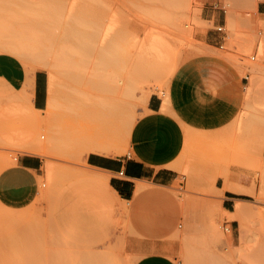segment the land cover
<instances>
[{
    "label": "rangeland",
    "instance_id": "rangeland-1",
    "mask_svg": "<svg viewBox=\"0 0 264 264\" xmlns=\"http://www.w3.org/2000/svg\"><path fill=\"white\" fill-rule=\"evenodd\" d=\"M24 1L26 2L23 4ZM27 1L29 2V5ZM60 1L62 3L67 1L66 5L64 3L63 5ZM68 1L69 0H58L56 2L55 0L53 2V0H47L46 3V0H0V241H3L0 242V248H3L2 254L0 251L2 256L0 257V264H2L3 261V264L6 262L8 264H24L27 260L19 263V260L17 259L18 255L15 254L16 252L19 254V259L23 256L21 258L23 260L26 258L24 256L31 254L30 251H33L32 253H42L44 251L43 253L45 254L46 252L48 255H52L56 252L57 254L60 253V255L63 254L62 256H65L66 262L62 259L63 261L61 260L62 262L59 264H83L87 261L84 263L86 264L91 262L94 254H97L98 256L103 254V264H130L126 263L127 261L125 260H129V262L131 260L132 262L135 260L134 263L131 264H183V249L188 248L189 251H195V253L200 252V250L202 252V250L207 249L202 241L204 233L206 234L205 226H207L206 224H210V222L213 223L214 221L217 226H221L219 229L222 236L218 245L216 247L210 246V250L220 254L229 264H249V262L244 261L241 257V254L245 251H261L264 255V184L261 182L260 168H257L259 156L253 148V141L250 140L251 135L246 138L247 134L244 130L245 121L250 114L264 120V81L258 84L255 87V92L249 95H247L245 89L249 84V80L245 77L247 73L245 68L246 66H249L250 61L260 63L264 66V49L257 46L258 43L256 40L259 35L258 32L263 29L256 23L254 25V13H246L237 9L234 11V26L232 28H229L226 25L221 26L224 34L226 33L229 37L225 40L222 52L244 66L242 72L239 73L242 79V84H240L236 89L229 90V92H223L222 95H228L229 98H233V95H237L239 93V96L243 100L242 106L238 111H235V114L232 113L231 109V118L228 116V119L223 120L217 117L214 113V108L208 106L207 109H209L210 112L206 113V119L184 128L181 148L177 152L178 159L181 163V167L179 168L181 172L180 178L171 186H158L149 183L148 187L151 194L140 199L136 206L126 204L128 210L124 212L108 207L110 205L106 204L107 202L105 199H102L103 193L106 192L105 188L95 187L94 185L88 184L81 179L80 181L75 174L72 175V173H70L73 170L74 173L78 171L99 172V170L86 165L84 155L82 153L76 155L77 152L75 151L78 150L79 146L76 148V145H73L75 143L74 140H76V135L79 136L82 131H85L82 127L85 126V124L88 125V122L82 119L85 115L83 114V112H85L83 111V108H88L87 110L91 109L90 111L97 113L95 110L97 111V108L99 110V107L96 108V106H98V102L101 97L105 98L106 94L108 99L111 98V100H114L113 98H116L117 100L115 99L114 103L122 104L127 108L125 109L126 111L124 110L121 112L123 115L120 114V120H122L125 116L126 119H128L129 113L133 114L134 116H131L135 117V119L133 118V121H135L132 126L133 130L131 138L125 143L124 151L126 153L128 150H131V145L134 144V141H132L133 134L135 138L141 136V121L144 119L152 120V115L146 110V100L148 96L152 92L158 91V93L162 96L164 104H166L165 99L168 96L169 87L174 75L183 63L194 59L202 53L200 47L202 43L199 41L201 37L200 35L207 33L209 30L214 32L215 26H213L211 22L204 21L201 18V10L204 6V0L202 4H200L198 0H188L183 7L180 6L176 8H170L159 0ZM73 2H76L78 5L76 6L74 4L73 10H67L66 8ZM216 2L220 3V10L222 14H225L223 1L216 0ZM37 3L40 4L41 7L37 5ZM48 3H53L54 6H56L57 3L59 5L62 4L63 8L67 10L65 11V15L63 16L64 9L63 12L60 11L62 7L60 8V6H56V9L60 8V10H57L59 11L58 13L54 6ZM42 4H48V6L50 5L52 10L47 5L44 8V5ZM18 5L21 8L23 7L24 10ZM5 6L7 7L5 8ZM30 6L32 7V10L36 8L38 9L39 7L40 10H38L39 13H36L38 14L37 16L30 10ZM46 7L49 9L47 8L45 12H52H47L45 14L43 10L46 9ZM70 7L71 5L68 9H71ZM41 8L44 9L42 10ZM53 10H55V12ZM40 11H43L44 13H42L45 15H43ZM68 11L69 13L72 11L73 14H69ZM78 11L81 13V19H85L86 22H91L93 17H95L93 14L95 15V13L100 12L102 15L113 19L115 27L127 28V31H129L128 38L126 40L127 43L120 42L118 48L116 49L117 54L129 56V53H131L135 58L136 56H134V53L137 52L136 46L138 41L143 38L154 39L159 42L167 43V46L169 49H172V52H170V50L165 46L166 50H168V54L169 52L171 54L166 56L164 61L166 64L163 66L164 73L161 71V77L157 78L153 75L155 78H150L152 75L148 76L145 74L147 75V80H141V86L138 83L139 87H135L136 89L133 92L134 96L132 94V97L130 95L124 98L126 95H123V93L121 94V88L118 93H116V91L115 93L110 92L111 94L114 93L112 96H110L111 94L109 92L106 93V91L102 95L101 90V92H99V90L93 88L94 84H96L94 76L92 77V80L95 82L92 84V80L89 79L91 75H88L90 74V69L93 66L94 69L98 68L100 65L96 61H92L93 58H96L98 55V48H96V50L91 49L92 51H89V55H91L94 51L91 56L87 55L90 58V63L87 62L86 60L88 59H86L84 61V63L86 62L85 64H78L77 71L75 70L77 64L76 66H73L75 67L73 70L77 74L72 72L73 67H69L70 65L66 66L69 69H66V67L65 69L50 70L35 68V66H37V64L34 66L36 61H34L35 63H32L33 60L31 61L32 56L30 55L33 53L31 52L34 49L33 47L37 49L36 46L38 44L36 42L39 43L37 39L40 37H43L45 40L46 36H48L50 39V42H47L49 41L47 37V41L45 40L46 43L41 42L42 40L40 41L41 43L46 44L44 47L38 46V53L40 52L43 56L45 55L48 63L56 62L57 57H59L58 60L60 57H64L65 59L68 57V60L69 57H72L75 60L74 63H78L80 58L84 59V57H81L85 53L84 50L78 52L77 54L76 51L75 54L72 53L71 50L69 52V44L70 48L74 45V48L76 49L77 45L75 46L76 42L75 44H72L71 41L74 39H70L71 43H69L66 40L68 37H65L66 34H68V32L66 33L67 29L65 30V27L69 28L76 19L80 18L78 16L79 13H77ZM52 13H57L59 16H56V14H54V16ZM157 13L169 15L170 17L173 15V18L170 19V21L158 19L159 15L157 18ZM47 14H50L51 16H48ZM66 14L71 17L68 18ZM74 15H77V17ZM52 17L56 18L53 19L58 23L51 19ZM241 17H245L253 23L250 24L251 27L247 24L246 26H243L241 24ZM74 18L75 20H73ZM174 18H178V21L176 20L177 23L180 21L184 23L186 22L190 27V32H183L179 28H176L172 23ZM71 20L72 23L69 22ZM65 21L67 22L65 23ZM68 25L70 26L68 27ZM82 26L81 29H85L87 24L85 27L84 25ZM34 39L36 40L34 41ZM74 48H72V51L75 50ZM78 49L81 48L78 47ZM66 52H69V56L68 54L66 55ZM81 52L84 53L82 54ZM228 52L231 53L229 54ZM34 53L37 54L36 52ZM70 53L72 54L71 56ZM84 56L86 57V55ZM132 56L129 58L133 61L134 58L132 59ZM150 56L152 55H147V57ZM252 57H254V59ZM62 59L60 61H62ZM65 59L62 62L67 60ZM127 59L126 61H128ZM170 59L172 61H170ZM126 61H124V64L126 65L125 68H127L125 69L126 71L120 70L123 72V75L121 76L125 79L127 75L126 73L128 71H132L133 67H135V63H129V61L126 63ZM67 62L65 63L67 64ZM72 65L75 64L72 63ZM120 65H123V63ZM120 65L118 66L121 67ZM81 66H84L85 70H82L83 67ZM103 67H105L104 64ZM117 67L113 66V69H119ZM105 68L106 71L108 69V72L111 69L108 67ZM39 69L46 71L48 86L50 84L51 75L53 76L55 84L60 86L63 96L61 101L64 106L72 108L74 106L73 104L76 103V100L77 103L78 100L81 103L79 102V104H75L72 109L73 112H69L67 110V114H72H70V116L68 115V118L63 120V122L61 121L62 123L59 122L61 125H58L57 122V124H55V127L61 126L62 129L67 128L66 133L70 132L68 130H72L69 129L70 127L73 128L74 133L72 132L73 135L69 133V139L67 138L68 136H64L68 134L65 133L63 136L67 139L65 141H70L71 143L74 141L72 143L74 148H72L71 145L70 148L67 147L68 143L66 142L67 144H62L68 148L66 151L62 150V152H58L55 150V152L53 149L50 153L38 155L42 159V164L39 169L34 171L19 167L17 158L22 155L19 148L25 145V143L27 144L28 141L30 142L33 138H40L38 135L43 134L44 136H48L50 129H52V131L57 129L54 126V128L52 126L49 127V125L44 122L43 110H34L30 104L32 76L34 71ZM68 70H71L69 73H73L72 75L75 77L73 76L71 78L72 75L69 77L67 75ZM97 71L98 69H96L95 72ZM103 71L105 72L104 68L102 72ZM116 71L113 70L112 75L114 74L113 76L118 78L120 76H117L118 72ZM80 72L82 75H85L83 78H81L82 75ZM110 73L111 72L108 74ZM91 74H93L92 71ZM78 75H80V77ZM87 76H89V78ZM99 76L101 77L102 75ZM107 76H105L104 73L101 81L100 78L97 79L98 77H96V80L98 82H104L105 80H102L105 78V83H107L108 79L114 80L116 78H113L110 75L107 79ZM76 77H79V80H76ZM86 77L87 79H85ZM258 79H264V74L259 76ZM156 80L158 81L156 82ZM87 82H90L91 85ZM84 84H86L85 87L88 84V88L91 86V88L97 90L98 92L94 93V90L92 89L93 91H90V94H94L93 96L89 93V95L86 94L89 90H91V88L88 90L85 89ZM81 88L85 90L83 91ZM79 90H82L83 93ZM140 90L142 91L141 94L144 93L146 95L143 99L141 97L139 99L136 97L141 95H139L140 92L137 93ZM78 92L86 98L83 100L84 97L80 95L78 97ZM163 93L165 94L163 95ZM74 95L77 96V99H75L76 97ZM90 96H92L91 100L93 103L90 100ZM95 100L96 102L98 101L96 105ZM86 101L88 102L86 103ZM84 103L86 104V107H84ZM91 103L94 104V106H91ZM126 104H128L129 109ZM76 105L80 108V110L82 109V111L79 109L78 111L80 112L75 110L77 107ZM82 105L83 107H81ZM163 109L165 110L164 107ZM127 110L131 111L127 114L125 113ZM80 113H82L83 116ZM75 114H78L76 115L77 117L80 115L79 117L82 118H77ZM71 115L76 117L75 119L77 121H75V119L72 120L73 118H71ZM121 115L123 117H121ZM67 120L69 121L67 122ZM70 120L76 124L74 125V123ZM117 120L119 121V119ZM63 123H65V125ZM68 125L70 126L68 127ZM72 125L78 128V130L74 129ZM146 140H148V137ZM65 141L64 139L62 140V142ZM262 153L264 155V145ZM70 154H73L75 158H73ZM14 162L16 164H14ZM47 162L54 167V179L57 182L56 185L53 182H49L48 177L45 176L43 166ZM20 175L24 176L23 179H20ZM225 177L228 178L231 185L243 190L241 192L243 193L241 195L243 198L252 201L258 197L261 202L256 209L248 212L242 222L236 220L235 227L230 225V222L234 219H231L229 215L222 213L218 208L222 201L216 193L215 187H221L224 183ZM251 193L254 194L252 195ZM131 199L134 200V198ZM121 202L125 205L124 200ZM240 222L243 224L246 231L242 240L240 239V232L238 229L241 224ZM30 225H32V228ZM223 225L227 226V232L223 230ZM229 225L232 228L231 236L233 244L227 238V234L230 232L228 227ZM29 227L31 228L30 234L33 235V231L36 233L34 234L35 236H29ZM33 229H36V232ZM20 231L21 233L24 231L22 234L25 235L26 238L25 236H22ZM39 236L40 238H37ZM48 236L52 240L57 237H59V239L61 237L62 240L60 239V242V240L55 239V242L53 241L55 245H51L52 240L49 239ZM7 238H9V240ZM12 239L13 241H11ZM15 239L18 240L15 242ZM24 239H29V242ZM30 239H32L33 242H36L35 245L36 249L39 248L38 250L35 249L33 242L30 243ZM48 240L51 241L49 242ZM57 240V243L61 244H56ZM37 241L39 242V247H37ZM10 242L11 245L9 246ZM41 242L43 244H41ZM17 243L19 245L21 244L22 248ZM24 244H26L27 247L29 246L34 249L32 250V248L26 247V250H30L25 251L23 250L25 247ZM29 244L33 245L30 246ZM4 246L7 250L12 248L10 252L12 251L14 256H16V258L12 256L15 258V263L10 262L9 259H11V257L8 256L9 251L6 249L5 251L7 252L3 251L5 248ZM40 246L46 250L42 251L41 249L40 251V248H42ZM13 250L16 252H13ZM22 251L25 252V254L28 252L27 255H23V253L20 254ZM11 254L9 253V255ZM46 254L44 256L40 255L41 258H43V260L40 259V264L43 263V261L45 262V260L46 263H50L49 260L51 255L48 260V258H46ZM3 255L8 261L3 259ZM198 255H196V257ZM197 258H200V256ZM12 260L14 261V259ZM203 260L204 259H199V262L202 261V263H204ZM25 264L31 263L27 262Z\"/></svg>",
    "mask_w": 264,
    "mask_h": 264
},
{
    "label": "bare ground",
    "instance_id": "bare-ground-1",
    "mask_svg": "<svg viewBox=\"0 0 264 264\" xmlns=\"http://www.w3.org/2000/svg\"><path fill=\"white\" fill-rule=\"evenodd\" d=\"M39 1V0H38ZM55 0H53V2H54ZM58 0H56V2H57ZM63 1V0H62ZM70 1V0H69ZM68 1V2H69ZM72 1H74V0H71V2ZM160 2H162V3H164L166 6H168V7H170V8H176V7H180V6H184L185 4H186V2L188 1V0H159ZM199 1V3L200 4H202V2H203V0H198ZM223 1V6H224V10H225V18H226V20H225V22H226V26L227 27H229V28H232L233 26H234V11L235 10H237V9H239V10H242V11H244V12H246V13H248V12H252V13H255L256 12V2H257V0H222ZM26 1H24L23 2V4L25 3ZM31 2V1H30ZM49 2V1H48ZM61 2V1H60ZM67 2V1H66ZM66 2L64 1L63 3L66 5ZM17 3V2H16ZM27 3H28V5H29V2L27 1ZM34 3V2H33ZM41 3V2H40ZM43 3V2H42ZM46 3H47V0H46ZM62 3V2H61ZM62 3V4H63ZM35 4V3H34ZM33 4V5H34ZM48 4H50V3H48ZM48 4H46L47 6H48ZM52 5H53V3H51ZM50 4V5H51ZM55 4V3H54ZM59 5L58 3H57V5L58 6H60V8L62 7V9L60 10V8H57L56 9V6H54V8H55V10L57 11V10H60V11H62L63 12V5ZM74 4L77 6L78 4H76V2H73V3H70V5H71V9H68L69 8V6L66 8L67 10H73L74 9ZM17 5V4H16ZM20 5V4H19ZM18 5V6H19ZM32 5V6H33ZM37 5H39L40 7H41V5L40 4H38L37 3ZM42 5H44V4H42ZM46 5H44L43 7L45 8V6ZM48 6L49 8L51 7V6ZM7 6H5V8H6ZM20 7V6H19ZM18 7V8H19ZM25 7H26V4H25ZM31 7V6H30ZM48 7H46V9H42L44 12H45V10H47V8ZM21 8V7H20ZM35 8H36V6H35ZM48 8V9H49ZM52 8V7H51ZM50 8V9H51ZM76 8V7H75ZM78 8V7H77ZM21 9H23V7L21 8ZM34 9V8H33ZM37 9V8H36ZM36 9H34V10H32V7L30 8V10L32 11V12H34V14L37 16L38 14H36L37 12H38V10H40L39 9V7H38V9L36 10ZM66 9H64V14H63V16L65 15V11H67ZM24 10V9H23ZM28 10V9H27ZM52 10V9H51ZM55 10H53L54 12H55ZM77 10V9H76ZM75 10V11H76ZM42 11V12H43ZM69 11H68V13H69ZM84 11H86V10H84ZM41 12V11H40ZM41 12V13H42ZM43 12V13H44ZM48 13L49 12H52V11H47ZM47 12H45V14L47 13ZM58 13H59V11H57ZM39 13V12H38ZM40 13V14H41ZM42 13V14H43ZM70 13H72V11L70 12ZM69 13V14H70ZM77 13H79V11L77 12ZM33 14V15H34ZM41 14V15H42ZM45 14H43V15H45ZM53 14V13H52ZM54 14H56V16H59V15H57V13H54ZM53 14V15H54ZM73 14V13H72ZM80 14L81 13H79V17H80ZM256 14V13H255ZM34 15V16H35ZM48 16H51L50 14H47ZM67 15V14H66ZM89 15H91V14H89ZM158 15H159V18H158ZM184 15V14H183ZM35 16V17H36ZM55 16V15H54ZM68 16V15H67ZM66 16V17H67ZM75 16V15H74ZM85 16H86V13H85ZM84 16V17H85ZM93 16H95V17H93V19L91 20V22H86L85 21V19L83 20V19H81V17L79 18V19H76L75 20V18L73 19V20H75V22H73L72 23V20L71 21H69V22H71L72 23V26H70V25H68V27L69 28H66L65 27V30L67 29V31H66V33L68 32V34H66V36L65 37H68V38H66V40H67V42H69V43H71L72 42V44H75V42H76V44H75V46L77 47V49L76 48H74V45H73V47H69L70 46V44H69V46H68V49H69V52H70V50H71V52L72 53H74L75 54V51H76V54L78 53V52H80V51H83L84 50V54L81 56V57H84V59H82V58H80V61H78V59H77V61H78V63L76 62V63H74L75 62V60L72 58V57H69V60H68V57L66 58L67 60H68V62H67V60L64 58V57H60V59L58 60V58L59 57H57V61L56 62H52V63H48V60H47V57L45 58V55L43 56V54H41L40 52L38 53V51H39V49H38V46H42V47H44V45H46L45 43H46V41H47V37L48 36H46V38H45V40L43 39V37H40V38H36L38 41H39V43L38 42H36L38 45L36 46L37 47V49L35 48V47H33L34 49H36V50H34L33 48V50L32 49H30V50H32L31 52H36L37 54H31L30 56H32L31 57V61H32V63L34 62V61H36V63L34 64V66L37 64V66H35V68H40V69H65V67L66 66H69V67H73V66H76V64H77V67H76V71H77V68H78V64H82V63H84V61L86 60V59H88V60H86L87 62H89V56H91L92 54H93V52L91 53V55H89L90 54V52L89 51H92V50H96V48H98L97 49V51H98V55H97V57L96 58H93V60L92 61H96L97 63H99L100 65L98 66V68H94L93 69V67L90 69L92 72H93V74H91V71H90V74H88L89 76H90V78H89V76H87L90 80H92V77L94 76V79H95V81H96V84H94V82L95 81H91V83L92 84H94V86H93V88L94 89H97V90H99V92H101L102 91V95L105 93V91H106V93H112V92H114L115 93V91H116V93H118V91L120 90V88H121V94L123 93V95H126V96H124V98H126V97H128V96H130L131 95V97H132V94H133V92H134V90L136 89L135 87H139V84H140V82H141V80H143V81H146L147 80V75L148 76H150V75H152L150 78H152V77H157V78H159V77H161V75H160V73H162L163 71H164V67L163 66H165V59H166V56L167 55H169V54H171L170 52H172V49H169V47L167 46V43H165V42H159L158 40H154V39H147V38H143V39H141V40H139L138 41V44H137V52H135L134 53V56H136L135 58L132 56V54L131 53H129L131 56H132V59L134 58V60L132 61L130 58H131V56L129 55V56H124V55H122V54H117L116 53V49L118 48V46H119V44H120V42H123V43H127L126 42V40H127V38H128V34H129V31H127V28H125V27H121V28H117V27H115V22H114V20L113 19H111V18H109V17H106V16H104V15H102L100 12H97V13H95V15L93 14ZM182 16V15H181ZM71 17V16H70ZM69 16H68V18H70ZM75 17H77V15L75 16ZM83 17V18H84ZM91 17V16H90ZM158 19H164L165 21L167 20V21H170V19H172L173 18V15L170 17L169 15H162V14H159V13H157V16H156ZM54 17H52L51 19H53ZM61 18V17H60ZM63 18V17H62ZM65 18V17H64ZM88 18V17H87ZM54 19H56V18H54ZM53 19V20H54ZM66 20H68L67 18H65ZM89 19V18H88ZM91 19V18H90ZM244 19H246V20H244ZM50 20V19H49ZM52 20V21H53ZM59 20V19H58ZM57 20V21H58ZM61 20V19H60ZM70 20V19H69ZM175 20V21H174ZM178 21V18H174L173 20H172V23H173V25L176 27V28H179L181 31H183V32H190V27H189V25L185 22H182V21H180L179 23H177V21ZM256 20H259V21H256ZM255 21H254V25H255V23L257 24V25H259L263 30H261V31H259L258 33H259V35H258V37H257V43H258V47H260V48H262V49H264V21H261L260 19H256ZM36 21V20H35ZM51 21V22H52ZM55 21V20H54ZM88 21V20H87ZM56 22V21H55ZM67 21H65V23H66ZM86 22V23H85ZM253 22V21H252ZM56 23H58V22H56ZM70 23V24H71ZM86 24H87V27L84 29H81V26L82 25H84V27L86 26ZM89 24V25H88ZM241 24L244 26H246V24L247 25H249V27H251L250 26V24H253V23H251L247 18H243V17H241ZM254 25H252V26H254ZM53 26H54V22H53ZM66 26H67V24H66ZM83 27V26H82ZM222 28V27H221ZM255 28H257V27H255ZM254 28V29H255ZM252 30H253V28H252ZM257 36V35H256ZM45 37V36H44ZM36 39H34V41L36 40ZM48 39H49V37H48ZM69 39V40H68ZM70 39L71 40H73V41H71L70 42ZM42 40V41H41ZM65 40V41H66ZM32 41H33V39H32ZM31 41V42H32ZM45 42V43H41V42ZM47 42H50V39H49V41H47ZM42 45H41V44ZM163 43H165V44H163ZM33 44V43H32ZM71 44V45H72ZM34 46H35V44H34ZM165 46L170 50V52H169V54H168V50H166V48H165ZM78 47L79 48H81V49H78ZM72 48H74L75 50L74 51H72ZM171 48V47H170ZM46 49H47V46H46ZM92 49V50H91ZM45 50V49H44ZM96 51V52H97ZM69 52H66V55L69 53ZM86 52H89V53H86ZM80 53V54H81ZM40 54V55H39ZM152 55V56H150V57H147V55ZM72 54L70 53V56H71ZM79 55V54H78ZM84 55H86V57H88V58H86ZM87 55H89V56H87ZM174 55V54H173ZM176 55V54H175ZM68 56H69V54H68ZM45 59H44V58ZM94 57H95V54H94ZM130 57V58H129ZM32 58H34V59H32ZM63 58V59H62ZM73 59L72 61H70L71 59ZM128 58V59H127ZM253 59H254V57H252ZM251 58V59H252ZM56 59V58H55ZM62 59V61H64V59L66 60L65 62H67V64L65 63V62H62V61H60ZM96 59V60H95ZM126 59L129 61V63L130 62H133V64L135 65V67H133V70L132 71H128L126 74V79L125 78H123L121 75H123V70H125V69H127V68H125V64H124V61H126ZM130 59V60H129ZM171 59H172V57H171ZM170 59V61H172ZM173 59H174V57H173ZM175 60V59H174ZM70 61V62H69ZM82 61V62H81ZM128 61H126V63H128ZM170 61H168V62H170ZM50 62V61H49ZM73 64H75V65H72V63ZM95 62V63H96ZM86 63V62H85ZM84 63V64H85ZM90 63V62H89ZM88 63V64H89ZM121 63H123V65H120ZM80 64V65H81ZM103 64H104V66L105 67H108V68H111L110 70H109V72H111L110 74H108L109 72H108V69H107V71H106V68L105 67H103ZM164 64V65H163ZM79 65V66H80ZM102 65V66H101ZM118 65H120L121 67H119ZM168 65V64H167ZM92 66V65H91ZM113 66H118L117 68H119V69H113ZM124 68H123V67ZM249 66L250 67H248V69H247V73H246V77H247V79L249 80V83H250V85L252 86L256 81H258V78H259V76H261V75H263L264 74V66H262L260 63H257V62H251L250 61V64H249ZM81 67H83V69L82 70H85L84 69V66H81ZM97 67V66H96ZM75 67H73L72 68V72L74 73L75 71L73 70ZM99 68H102V69H99ZM103 68L105 69V76H109L110 77V75L113 77V78H115L113 75H112V73H113V70L114 71H116V70H118V71H116V72H118L116 75L117 76H120V77H116L114 80H116V81H114L113 79H112V77H111V79L112 80H109L108 79V76H107V79L109 80H107V83H105L106 82V79L105 78H103V80L102 81H104V82H98L97 80H96V77H98L99 75H102L101 77L99 76L97 79H99L100 78V81H101V78L103 77V72H102V70H103ZM167 68V67H166ZM66 69H69L68 67H66ZM71 69V68H70ZM96 69H98V71L97 72H95L96 71ZM113 69V70H112ZM168 69H169V66H168ZM80 70V69H79ZM78 70V71H79ZM120 70H122V71H120ZM166 70V69H165ZM69 71L71 72V70H68V72H67V75L70 77V75H72L73 73H69ZM126 71V70H125ZM162 71V72H161ZM100 72V73H99ZM121 72H122V74H121ZM167 72V71H166ZM76 73V72H75ZM81 73V72H80ZM83 73H84V71H83ZM99 73V74H98ZM102 73V74H101ZM120 73V74H119ZM164 73V72H163ZM77 74V73H76ZM97 74V75H96ZM145 74H147V75H145ZM166 74V73H165ZM81 75H82V73H81ZM86 75H87V73H86ZM154 75V76H153ZM74 75H72L71 76V78L73 77ZM79 77H80V75H78ZM85 75H82V77L81 78H83ZM145 76V77H144ZM75 77V76H74ZM79 77L76 79V80H79ZM87 77L85 78V79H87ZM124 77H125V73H124ZM154 77V78H155ZM139 78H140V80H139ZM143 78V79H142ZM145 79V80H144ZM161 79V78H160ZM90 80H88V81H90ZM154 80V79H153ZM87 81V80H86ZM86 81H85V83H86ZM114 81V82H113ZM158 80H156V82H157ZM160 81V80H159ZM111 82V83H110ZM120 82H121V85H120ZM154 82V81H153ZM84 83V82H83ZM88 84H90L91 85V83L90 82H87ZM114 83V84H113ZM139 83V84H138ZM142 83H144V82H142ZM88 84H87V88L85 87V85L86 84H84V88L85 89H90L91 88V86H90V88H88ZM137 84V85H136ZM82 86V85H81ZM140 86H141V84H140ZM93 88H91V90H89V92H87L86 94H90L91 92L90 91H93L94 89ZM250 88V87H249ZM82 89V88H81ZM84 89V90H85ZM93 89V90H92ZM137 89H141V88H137ZM83 90V89H82ZM82 90H79V91H82ZM83 90V91H84ZM97 90H94L93 92L95 93V92H98ZM101 90V91H100ZM83 91H82V93H83ZM104 91V92H103ZM140 92V93H139ZM141 90L140 91H138L137 93H139V95L141 94ZM79 93V92H78ZM110 93V94H111ZM113 93V94H114ZM81 93H79L78 94V97H79V95H80ZM85 94V95H86ZM88 94V95H89ZM97 94H99V93H97ZM100 94V95H101ZM113 94H111L110 96H112ZM136 94V93H135ZM76 95V94H75ZM74 95V96H75ZM90 95H92V94H90ZM94 95V94H93ZM92 95V96H93ZM80 96H82V95H80ZM92 96H90L91 98H90V100L92 99ZM95 96H97V95H95ZM94 96V97H95ZM99 96V95H98ZM133 96H134V94H133ZM146 97V95L144 94V93H142L139 97L138 96H136L138 99L141 97L142 99L143 98H145ZM63 96H62V90H61V88H60V86H57L56 84H55V82H54V79H53V76L51 75V77H50V84H49V86H48V97H47V104H46V107H45V109H43V113H44V116H43V118H44V122H46L48 125H49V127H55V124H57L58 123V125H61V123L63 122V120H66L67 118H68V115L70 116V114H72V113H69V114H67L68 112H67V110L69 111V112H73L72 111V109H73V107L75 106V104L77 103V100H76V103H72L74 106L71 108V107H69V106H64L63 104H62V101H61V98H62ZM71 97H73V96H71ZM76 97V98H75ZM74 98L75 99H77V96H75ZM82 97H84V96H82ZM81 97V98H82ZM89 97V96H88ZM93 97V98H94ZM108 96H106V94H105V98L104 97H101L100 98V101L98 102L99 104H98V106H96V108L97 107H99V110H98V108H97V111L95 110V112H97V113H93L92 111H90L91 109H89V110H87V109H84L83 108V111H85V112H87V113H85V112H83V114H85L84 116L82 115V113H80L82 116H83V118L82 119H84V120H86L87 122H88V125H86L85 124V126H83L82 128H84V130L85 131H82V130H79V131H82L81 132V134H79V136H77L76 135V140H74L75 141V143L73 144L74 146L76 145V148H77V146H79L78 147V150L77 151H75L76 150V148H75V152H77V154L76 155H78L79 153L81 154H83L84 155V157L89 153V152H92V151H98V152H101L102 151V153L103 152H118V153H120L121 152V150L122 149H120L119 150V143H120V141L122 140V137L124 136V135H126V133H127V131H128V129H129V127L133 124V122L135 121H133V118L135 119V117H133L134 115L133 114H131V113H129L130 111H128L127 110V112H125V113H129V115H128V119H126V116L123 118V119H125V120H120V114H122L121 112L122 111H124L125 109H127L125 106H123L122 104H119V103H114V100L116 99V98H113L114 100H111V98L110 99H108L107 98ZM86 97H84L83 98V100L85 99ZM99 98V97H98ZM104 98V99H103ZM107 98V99H106ZM136 98V99H137ZM80 99V98H79ZM89 99V98H88ZM103 101H102V100ZM117 100V99H116ZM72 101H73V99H72ZM82 101V100H81ZM120 101V100H119ZM128 101V100H127ZM79 100H78V103L77 104H79ZM88 101H86V103H87ZM91 102L93 103V101L91 100ZM95 102H96V100H95ZM94 102V103H95ZM97 102L95 103V105L97 104ZM121 102V101H120ZM81 103V102H80ZM82 103H83V101H82ZM91 103V106H94V104H92ZM125 103H127V102H125ZM123 104H124V102H123ZM86 104L84 103V107H86L85 106ZM77 106V105H76ZM88 106H89V104H88ZM126 106L128 107V104H126ZM81 107H83V105L81 106ZM90 107V106H89ZM95 108V107H94ZM93 108V109H94ZM78 109L80 110V108H78V106L75 108V110H77L78 111ZM92 109V110H93ZM128 109H129V107H128ZM80 111H82V109L80 110ZM80 111H78V112H80ZM126 111V110H125ZM66 112V113H65ZM74 112H76V111H74ZM77 112V113H78ZM67 114V115H66ZM79 114V113H78ZM78 114H75V116L76 115H78ZM123 115V114H122ZM121 115V117H123ZM131 115H133V116H131ZM80 116V115H79ZM77 117V118H80V117ZM108 116V117H107ZM130 116H131V118H130ZM76 117H73V115H71V118H73L72 120H74ZM115 117V118H114ZM80 118V119H81ZM113 118V119H112ZM70 119V118H69ZM117 119H119V121L117 120ZM72 120H70V121H72ZM115 120H117V121H115ZM132 120V121H131ZM62 121V122H61ZM69 120H67V122H68ZM75 121H77L76 119H75ZM57 122V123H56ZM59 122H61L60 124H59ZM73 122V121H72ZM82 122H84V121H82ZM71 123V122H70ZM74 123V122H73ZM77 123H79V122H77ZM85 123V122H84ZM64 125H65V123H63ZM62 124V125H63ZM66 124H68V123H66ZM76 123H74V125H75ZM80 124V123H79ZM78 124V125H79ZM71 125V124H70ZM70 125H68V127L70 126ZM78 125H76V126H78ZM53 127V128H54ZM60 127V128H59ZM59 127H55V128H57L56 130H53L52 131V129H50L49 130V134H48V136H44L43 134H40V135H38L40 138H36V139H32L30 142L28 141V143L26 144L25 143V145H23L22 147H20L19 148V151L22 153V154H31V155H35V154H37V155H44V154H47V153H50L51 152V150H53L54 149V151L56 150V151H60V152H62V150L63 151H66V149H68L67 147H71L72 146V143L74 142L73 140V142L71 143L70 141H65V140H67L64 136H68L67 138L69 139V133L71 134V135H73V128H69V129H72V130H68V131H70V132H68V133H66L67 132V128H65V127H63V128H65V129H62L61 128V126H59ZM67 127V126H66ZM72 127H74L73 125H72ZM78 127H80V126H78ZM59 128V129H58ZM82 128H80V129H82ZM74 129H76V130H78V128H76V127H74ZM79 131H77V132H79ZM73 132V133H72ZM68 134V135H64V134ZM64 135V136H63ZM47 137V138H46ZM73 138V137H72ZM71 138V139H72ZM41 139H43V140H41ZM64 139V141L65 142H62V140ZM70 139V140H71ZM68 143V145H67V147H65V146H63L62 144H67ZM264 136L262 135L261 136V148H262V146L264 145ZM70 143V144H69ZM77 143V144H76ZM71 145V146H70ZM63 146V147H62ZM72 148H74L73 146H72ZM119 151H118V150ZM55 151V152H56ZM72 153H74V152H72ZM73 158H75L74 156H73V154H70ZM75 155V154H74ZM15 160H16V158H15ZM14 164H16L15 162H14ZM44 167V173H45V176H47L48 177V180H49V182H53L55 185H56V180L54 179V175H55V172H54V167H52V165L50 164V163H45V165L43 166ZM259 168H260V176H261V182L264 184V158H263V156H261V162H260V166H259ZM76 172V171H75ZM70 173H72V175H76L77 177H78V180H82V181H84V182H86V183H88V184H91V185H94L95 187H98V188H105L106 189V192L105 193H103V197H102V199H105V201L107 202L106 204H108V205H110V206H108L109 208L110 207H112L114 210H117V211H127L128 210V207L126 206V204L128 205L129 203H128V201H126V200H124V199H122L110 186H109V184H108V177H107V175L105 174V173H103L102 171H100L99 170V172H94V171H82V172H80V171H78V172H76V173H74V170L73 171H71ZM108 174V173H107ZM20 177V179H23V175H20L19 176ZM73 177H75V176H73ZM76 178V177H75ZM77 179V178H76ZM80 180V181H81ZM146 188V185L145 184H143V183H138V187H137V192L138 193H140V192H142L144 189ZM216 188V187H215ZM224 188H231L230 186H228V185H225L224 186ZM105 191V190H104ZM222 192V190H220V189H218V188H216V193L217 194H220ZM119 200H124L125 201V205H124V203L123 202H121V201H119ZM104 201V202H105ZM121 202V203H120ZM261 202H260V199L257 197V198H255V200H252V201H250V200H242V201H237V204H236V207H235V210L233 211V212H228V211H226L225 209H223L222 207H221V205H219L218 206V208L220 209V211L222 212V213H224V214H227V215H229L230 216V218L231 219H234V220H239V221H241L242 222V220H243V218L248 214V212L250 211V210H253V209H256L257 207H258V205L260 204ZM112 210V209H111ZM37 222V221H36ZM215 222V221H214ZM211 223L210 222V224H206L207 226H205L206 227V234L204 233V235H203V243L205 244V248H207L206 250L204 249V250H202V252H201V250H200V252H196L195 253V251H189L188 250V248H186V249H183L184 250V252L182 253V255H183V264H229L225 259H223V257L220 255V254H217V253H215L214 251H211L210 250V246H213V247H216L217 245H218V242L220 241V239H221V236H222V233H221V231H220V227L221 226H217L215 223ZM240 222V223H241ZM39 225V224H38ZM37 225V226H38ZM31 226V228H32V225H30ZM27 228V227H26ZM30 227H29V230L31 229ZM38 228V227H37ZM41 228V227H40ZM239 232H240V239L242 240L243 238H244V236H245V234H246V231H245V229H244V226H243V224L241 223L240 225H239ZM23 230H25V229H23ZM26 230H28V229H26ZM34 230V229H33ZM227 230H228V228H227ZM35 232H36V229L34 230ZM24 232V231H23ZM22 232V233H23ZM28 232V231H27ZM30 232H31V230L28 232L29 233V236L30 235H32V234H30ZM20 233H21V231H20ZM21 233V234H22ZM25 233H26V231H25ZM32 233H33V235L32 236H35L34 234H36V233H34L33 231H32ZM12 236V235H11ZM22 236H25V235H23L22 234ZM13 237V236H12ZM11 237V238H12ZM15 237V236H14ZM42 237V236H41ZM49 237V236H48ZM53 237V236H52ZM54 237H55V235H54ZM54 237H53V239H54ZM3 238V237H2ZM16 238V237H15ZM24 238V237H23ZM25 238H26V236H25ZM37 238H40V236L39 237H37ZM227 238L229 239V241L232 243V236H231V232H229L228 234H227ZM8 240H9V238H7ZM42 239V238H41ZM49 239H51L50 237H49ZM55 239H58V240H60L61 239V237H60V239H59V237H57V238H55ZM55 239L54 240H52V242H51V245L52 244H54L53 243V241L55 242ZM3 240H4V238H3ZM16 240H18V239H15V242H16ZM25 241H28L29 242V239L27 240V239H24ZM31 240V242L30 243H32L33 242V240L32 239H30ZM50 240V241H51ZM58 240L56 241V244H61V243H57L58 242ZM62 240V239H61ZM61 240H60V242H61ZM2 241V240H1ZM0 241V242H1ZM11 241H13V239L11 240ZM19 241H21V240H19ZM39 241V240H38ZM37 241V244L39 243ZM49 241V240H48ZM49 241V242H50ZM3 242V241H2ZM5 242H6V240H5ZM24 242V241H23ZM22 242V243H23ZM28 242H27V244H28ZM24 243H26V242H24ZM34 243V245H35V241L33 242ZM3 245H5L4 243H2ZM18 244V243H17ZM41 244H43L42 242H41ZM233 244V243H232ZM0 245H1V243H0ZM2 245V246H3ZM11 245V242H10V244H9V246ZM13 245H14V243H13ZM19 245V244H18ZM30 245V244H29ZM33 245V244H32ZM32 245H30V246H32ZM45 245V244H44ZM55 245V244H54ZM57 245V246H58ZM7 246V245H6ZM15 246H16V248H17V245L15 244ZM20 247H21V244L19 245ZM18 246V247H19ZM24 248H23V250H25V251H27V250H30V249H27L26 250V247H27V245L26 244H24ZM5 247V246H4ZM35 247V249H36V245L34 246ZM37 247H39V244H38V246ZM40 247H42V246H40ZM15 248V247H14ZM22 248V247H21ZM27 248H32V247H27ZM3 249V248H2ZM2 249L0 248V251H1V254H2ZM5 249L7 250V248L5 247L4 248V250L3 251H5ZM18 249V248H17ZM16 249V250H17ZM34 248H32V250H33ZM39 249V248H38ZM38 249H36V250H38ZM41 249H42V251L43 250H46V249H43V247L42 248H40V251H41ZM10 250H12V248H10ZM10 250H7V251H9L8 252V256H10L11 257V259H9L10 260V262L12 263H15L16 261H15V258H16V256H14V253H12V251L10 252ZM15 250V249H14ZM13 250V252H16V251H14ZM19 250H20V248H19ZM49 250V249H48ZM53 250V249H52ZM186 250V251H185ZM7 251H5V252H7ZM35 251V250H34ZM57 251H59V250H57ZM19 252V251H18ZM33 252V251H32ZM31 251H30V253L32 254H29V255H27V253L25 254V252H20V254H22L23 253V255L25 254V255H27V256H24V257H26L25 259H21L23 256H21L20 257V259L18 258V256H19V254H17V252H16V254L15 255H18L17 256V259L19 260V263H22V261L24 262L25 260H27L26 262H24V264L25 263H27V262H29V263H31V264H40L39 262H40V259H42L43 260V258H41V256H44L45 254H46V252H45V254L43 253H40V252H34V253H32ZM60 252V251H59ZM58 252V253H59ZM9 253L11 254V255H9ZM61 253H62V251H61ZM199 255H198V254ZM1 254H0V257H2L1 256ZM4 254V253H3ZM34 254V255H33ZM181 254V253H180ZM41 255V256H40ZM50 255L51 254H49L48 255V253L46 254V258H48V260H49V258H50ZM63 255V254H62ZM62 255H60V253L59 254H57V252L56 253H54V254H52L51 255V258H50V263L49 264H59L60 262H62L63 260L62 259H64V262H66V260H65V256H62ZM93 255V254H92ZM91 255V256H92ZM128 255V254H127ZM131 255V254H130ZM196 255H198V256H200V258H197L196 257ZM5 256H7L6 254H5ZM4 255H3V259L5 260V261H8V260H6V258H4L5 257ZM8 256H7V258H8ZM15 257V258H13V257ZM62 256V257H61ZM88 256H90V255H88ZM106 256V255H105ZM201 256H202V258H201ZM44 257V258H45ZM131 257H132V255H131ZM241 257H242V259L244 260V261H247V262H249V264H264V255L262 254V252L261 251H259V252H257V251H245V252H243L242 254H241ZM103 254L101 255L100 254V256H98L97 254H94V257H92V260H91V262H89V263H86V264H103ZM125 258H126V256H125ZM127 258H128V256H127ZM198 260H197V259ZM1 259V258H0ZM12 259H14V261L12 260ZM16 259V260H17ZM86 259V258H85ZM199 259L201 260V259H204L203 260V262L204 263H202V261L201 262H199ZM45 260V259H44ZM62 260V261H61ZM87 260H89V259H87ZM49 261H47V262H49ZM85 261V260H84ZM84 261H82V262H84ZM114 261H115V259H114ZM113 261V262H114ZM117 261V260H116ZM118 261H119V259H118ZM125 261H127L126 263H134V261L135 260H133V262H132V260L129 262V260H125ZM1 262H2V260H1ZM42 262V261H41ZM85 262H87V261H85ZM84 262V263H85ZM120 262V261H119ZM122 263H124L123 261H121ZM3 263H4V261H3ZM2 263V264H3ZM7 263V262H6ZM5 263V264H6ZM18 263V262H17ZM48 264V263H46V260H45V262L43 261V263H41V264ZM83 263V264H84ZM8 264V263H7ZM62 264V263H61ZM63 264H65V263H63ZM121 264V263H120ZM125 264V263H124ZM182 264V263H181Z\"/></svg>",
    "mask_w": 264,
    "mask_h": 264
},
{
    "label": "crops",
    "instance_id": "crops-1",
    "mask_svg": "<svg viewBox=\"0 0 264 264\" xmlns=\"http://www.w3.org/2000/svg\"><path fill=\"white\" fill-rule=\"evenodd\" d=\"M203 5L201 18L211 22L215 26V31L209 30L200 35L202 53L183 63L178 69L170 84L169 93L165 99L166 104L158 91L148 96L146 110L152 115V120L141 121V136L135 138L133 134L134 144L131 145V150L126 153L124 151L125 143L131 138L133 124L118 145L119 150L122 149L120 153L92 151L84 157L86 165L107 175L109 186L131 206H136L140 199L151 194L149 183L171 186L180 178L181 163L177 152L181 148L184 128L206 119V113L210 112L207 109L208 106L215 109L214 113L221 120L228 119V116L231 118L230 110L232 109V113L235 114V111L242 106L243 100L239 93L233 95V98L222 95L223 92H229L242 84L239 73L244 69L243 65L222 52L225 40L229 37L223 31H217L216 27L225 26V14H222L220 3L216 0H204ZM255 13L254 21L256 19L264 21V0H257ZM248 67L250 66H246L245 70ZM263 81L264 79H258L252 86L249 83L245 88L247 95L255 92V87ZM47 97L46 71L36 70L33 73L30 87L32 108L34 110L45 109ZM244 130L247 134L246 138L251 135L253 148L259 156L257 164L259 169L261 156L264 158L263 146L261 148L264 120L250 114L245 121ZM17 161L22 169L34 171L42 164L40 156L31 154H22L18 156ZM138 183L146 185L140 193L137 192ZM225 185L231 188H224ZM216 188L222 190L218 196L222 201L221 207L228 212L235 210L237 201L247 200L241 196L243 190L231 185L227 177L223 185ZM235 223L236 220H232L230 225L235 227Z\"/></svg>",
    "mask_w": 264,
    "mask_h": 264
},
{
    "label": "built area",
    "instance_id": "built-area-1",
    "mask_svg": "<svg viewBox=\"0 0 264 264\" xmlns=\"http://www.w3.org/2000/svg\"><path fill=\"white\" fill-rule=\"evenodd\" d=\"M216 30H217V31H223L222 28H221V26L216 27ZM121 174H122V173H121ZM228 227H229L230 232H231V230H232L231 226L229 225ZM223 230H224L225 232H227V231H228V230H227V226H224V225H223Z\"/></svg>",
    "mask_w": 264,
    "mask_h": 264
}]
</instances>
